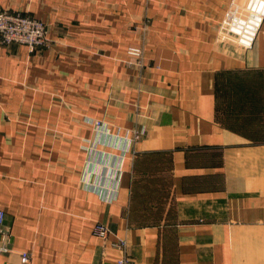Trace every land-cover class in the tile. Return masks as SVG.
<instances>
[{
  "label": "crops",
  "instance_id": "obj_1",
  "mask_svg": "<svg viewBox=\"0 0 264 264\" xmlns=\"http://www.w3.org/2000/svg\"><path fill=\"white\" fill-rule=\"evenodd\" d=\"M148 1L155 26L146 68L138 75L120 62L119 105L94 104L97 115L117 114V127L97 130L81 114L65 153L54 142L36 145L31 130L14 128L22 142L2 141L0 264H119L124 256L134 264H264V0ZM107 5L0 0V9L42 18L54 40L66 31L71 40L97 27L105 32ZM225 26L243 32L228 40ZM55 42L41 53L0 46L2 99L17 98L15 87L25 85L17 79L26 77L47 90L69 84L78 91L80 82L89 94L111 86L104 59L101 72L74 67L72 82L63 71L51 74L54 62L79 59ZM140 160L154 171L140 170ZM98 221L110 228L108 238L94 234Z\"/></svg>",
  "mask_w": 264,
  "mask_h": 264
},
{
  "label": "rangeland",
  "instance_id": "obj_2",
  "mask_svg": "<svg viewBox=\"0 0 264 264\" xmlns=\"http://www.w3.org/2000/svg\"><path fill=\"white\" fill-rule=\"evenodd\" d=\"M106 1L108 4L107 6H109L112 10V18L109 23V29L105 32H101L100 28L97 27L98 32L93 31V35H80L73 38L72 40L71 37L67 35L68 31H66V34H63L60 37H56L55 40L57 39L60 43L63 41L64 44H67V47L70 48V57L78 55L77 57L79 59L74 62L77 63L76 65H73L69 58L65 59V66L64 62L63 66H60L59 64L54 62V64H51L49 70L50 72H52L51 74L57 71H63L62 75L67 78L68 82H72L71 79H75L72 74V70L74 67L79 68L80 72L81 70L82 72L84 70H87V68H89L88 72H90V70L101 72L102 66L99 62L104 59L111 65V86L109 88H106L105 91L101 88V92L99 93H94V88L93 92L90 91L89 94H85V85L83 89L80 82L78 91L76 88L72 90L73 86H70L69 84L62 89L63 91H61L60 88L47 90L44 85L41 86L36 83H28L27 77L25 79H17V81H19L20 83L25 84L15 87L17 89V92L19 91V94H17V98L14 96L15 99L6 101L2 99V96L0 95V136H6L5 138L0 137L1 150H4L5 148L2 141L6 142L7 137L10 138L11 141H23L20 136H25V134L14 133V128H16L17 130H31L30 139L35 140L39 137L37 141H34L36 145L39 143V141L41 143L45 140L48 141V143L54 142L58 146V153H65L67 144L71 141L72 138L71 128L75 123L81 120V114H83L84 120L86 119V115H88L90 117L88 118V120H90L93 128L97 130L99 129L100 131L104 130L103 126L108 127V125H110L111 128L118 126L119 118L117 114L115 116L114 112L112 111L109 116L104 117L102 115H97L95 114V112L98 110V106L94 104H98V102H105V105H107L109 102H111L113 103V106L119 105L118 99L121 86L118 81V65L120 62H123L129 70L133 69L137 71L136 74H141L144 68H146L145 54L151 39L155 23L152 19V16L150 15L148 0H141L139 3L136 1L129 2L130 0ZM94 2H96V0H94ZM3 9L10 8H2L0 10ZM241 10L242 11L240 12H245L244 8H242ZM23 13L26 16L34 17L44 22L47 29V40L45 41V43L34 47V49H31L30 44L19 41L6 43L0 37V46L18 44L27 46L29 51L32 53H41L45 49H50L56 42L53 37L50 38V32L46 21L35 16L32 13ZM125 28L127 31L125 30ZM82 29V27H79L78 29L76 28L75 31L77 30L78 33H81ZM223 32H228L226 33V35L228 36L227 39L233 40L237 38L234 35L241 34L243 30L235 27L232 32H229V26H225ZM124 43L127 44L126 58H124V56H120L122 55L120 46L124 45ZM135 48L138 51V55L131 56L130 52ZM75 50H77L79 53L73 54ZM80 52L84 53V55L81 56ZM85 75L86 73L83 74V76ZM131 87H134V85H132ZM44 91H48V94L51 96V98H48V96L44 94ZM72 91L75 93L79 92V94L84 95L83 97L87 96V98L89 99L87 100V102H85L84 100H77L75 97L76 95H74ZM92 93L94 94L91 95ZM89 104H93V107H91ZM54 108H56L57 111L60 110V114L58 113L56 117L51 116V111L54 110ZM100 110L101 109H99V113H101ZM141 129H136L133 135L129 137L131 144L135 145L138 141L141 140ZM11 130L13 131L11 132ZM80 136L82 135L80 134ZM99 137L100 135H98V138ZM96 141H98V139H96ZM83 142L84 146H86L87 142ZM99 148L101 147L98 146V149ZM99 157L101 159L102 156ZM97 162L101 163V160L97 161L95 159L96 164ZM150 163V160H140L139 169L141 170L143 168L145 170L154 171L156 165L151 166ZM138 175L151 176L146 174L145 172H138ZM9 238L10 236L8 237V240Z\"/></svg>",
  "mask_w": 264,
  "mask_h": 264
},
{
  "label": "built area",
  "instance_id": "obj_3",
  "mask_svg": "<svg viewBox=\"0 0 264 264\" xmlns=\"http://www.w3.org/2000/svg\"><path fill=\"white\" fill-rule=\"evenodd\" d=\"M47 29L42 20L26 16L23 12L12 9L0 10V37L6 43L19 41L30 44L31 49L44 44L47 40ZM131 56H137V49L130 52ZM6 213L0 208V231L5 230ZM93 232L96 236L108 238L111 231L108 225L96 222ZM118 245L125 246V241L119 240ZM29 255L24 252L22 262H29ZM119 264H134L129 256H124L118 260Z\"/></svg>",
  "mask_w": 264,
  "mask_h": 264
}]
</instances>
